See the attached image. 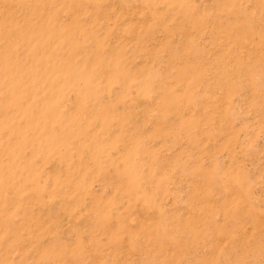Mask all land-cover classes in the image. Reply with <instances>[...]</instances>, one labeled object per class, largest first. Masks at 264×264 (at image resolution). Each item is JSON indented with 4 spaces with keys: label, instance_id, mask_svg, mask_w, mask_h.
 <instances>
[{
    "label": "rangeland",
    "instance_id": "obj_1",
    "mask_svg": "<svg viewBox=\"0 0 264 264\" xmlns=\"http://www.w3.org/2000/svg\"><path fill=\"white\" fill-rule=\"evenodd\" d=\"M0 264H264V0H0Z\"/></svg>",
    "mask_w": 264,
    "mask_h": 264
}]
</instances>
